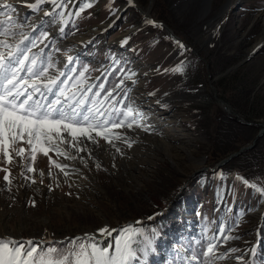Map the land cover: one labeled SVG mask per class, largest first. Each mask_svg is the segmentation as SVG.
Returning a JSON list of instances; mask_svg holds the SVG:
<instances>
[{"label": "rangeland", "instance_id": "obj_1", "mask_svg": "<svg viewBox=\"0 0 264 264\" xmlns=\"http://www.w3.org/2000/svg\"><path fill=\"white\" fill-rule=\"evenodd\" d=\"M33 1L0 0V5H12L11 9L0 7V21H5L0 31L8 27L15 33L8 37L11 43L24 35L29 37L24 46L31 47L30 41H34L37 46L31 52L44 61L39 66L54 65L46 77L64 73L60 82L69 83L58 82L54 92L61 86L78 90V98H89V107L94 101L100 107L103 101L102 110H110L117 123L124 118H118V111L125 110L128 98L133 108L143 97L154 102L138 115L134 108L136 123L128 128L129 118L123 127L112 129L121 138L113 136L111 143L95 132L92 136L96 142L86 137L73 140L61 131L63 142L55 141L59 152L45 144L48 155L37 152L33 161L30 145L22 141L15 147H23L25 152L22 157L13 152L12 163L0 153V169L8 168L12 180L7 184L2 178L5 173L0 171V236L48 239L33 242L41 249L58 248L56 241H66L68 249L73 239L88 233L93 235V242L106 246L114 243L119 229L133 225L140 232L133 245L137 254L129 264H149L148 256L152 264H206L210 258L203 253L216 233L217 238H223L216 245V254L227 255L213 264H253L251 251L242 246L253 244L257 213H264V207L259 206L264 194L250 186L243 189L235 176L239 174L260 188H264V177L257 179L253 173L260 177L262 171L252 173L248 169L253 157L241 156L231 163L226 156L236 150L223 148L218 133L219 124H227L223 115L235 122L250 123L255 132L260 129L259 123L264 124V47L243 61L264 39V0H132L141 11L169 27L191 50L175 44L162 25L146 24L135 8H128L116 24L108 26L116 14L108 12L109 16L105 11L104 17L97 19L88 12L76 15L78 10L61 8L63 19L74 13L80 20L81 25L76 27L58 25L59 12L45 16L44 12H52L51 3L42 5L40 11L28 8L26 5ZM116 1L119 8L125 4V0ZM236 1L239 4L227 14L224 24L212 30V18ZM89 17L94 18L93 23L86 22ZM41 32H47L48 37H42ZM117 59L118 63L114 62ZM178 66L182 71H173ZM80 72H85L82 83L77 79ZM103 72L93 94L97 76ZM106 84L109 86L104 89ZM98 91L101 94L97 95ZM257 139L262 140L264 150V134H257ZM231 143L237 150L251 144L243 138ZM52 161L66 165L64 171ZM222 161L214 171L205 169ZM28 167L35 170L30 172ZM217 205L221 214L213 215ZM198 212L203 232L197 228ZM236 217L234 222L232 218ZM224 223L228 226L225 231ZM105 225L118 231L97 238L102 235L97 229ZM197 230L205 235L203 239H198ZM66 236L71 237L64 239ZM198 240L205 242L202 259L197 254ZM148 241L151 244L145 256L141 249ZM193 256L197 259H191ZM170 258L171 263L167 261ZM257 262L262 264L260 258Z\"/></svg>", "mask_w": 264, "mask_h": 264}, {"label": "snow or ice", "instance_id": "obj_2", "mask_svg": "<svg viewBox=\"0 0 264 264\" xmlns=\"http://www.w3.org/2000/svg\"><path fill=\"white\" fill-rule=\"evenodd\" d=\"M46 3L53 5V11L56 8L67 7L64 0H34L26 6L34 11H40L42 5ZM129 3H132V0H129ZM91 6L90 3H82L76 15ZM0 7L11 9L12 5L5 2ZM52 14L53 12H44L45 16ZM60 15L63 16V12ZM11 19L8 17L7 21L11 22ZM145 22L154 25L156 23L152 20ZM4 24L5 21H0V26ZM15 26L22 27V25ZM14 35L15 33L8 27H4L0 31V37H3L0 39V153L9 164L12 163L13 152L16 156H23L25 149L15 147L22 141L30 145V155L34 161L37 152H42L45 156L48 155L49 148L45 147V144L53 145L54 150L60 151L59 145L55 141L63 142V138L60 136L61 131L67 132L73 140L78 137H86L96 142L95 137L92 136V133L95 132L96 136H102L111 143V137L121 138L118 133H113L112 129L123 127L129 118L132 120L131 123H127L128 128L136 123L135 115L139 113L134 115L131 105L121 113L124 118L117 123L110 110H102L103 101L100 102V107L96 106L95 101L89 107L86 98H78L81 97L78 90L71 91L61 86L58 91L54 92L58 82L65 85L69 83L68 80L60 82V76H63L64 73H60L55 78L46 77L49 67L54 65L48 64L40 67L39 65H43L44 61L39 54L31 52V49L37 46L36 43L30 41L31 47L24 46L25 41H29V37L26 35L15 43H11L8 37ZM41 36L47 38L48 33L41 32ZM126 42L125 40L124 43ZM177 45L181 48L184 47L179 42ZM40 52L42 53L43 49ZM68 61H72L71 56L68 57ZM173 71H182V68L178 66ZM84 76L85 72H80L77 79L82 83ZM45 77L47 82H45ZM29 79H31V83H29ZM48 94L54 98L49 99ZM97 95L99 94L97 93ZM108 95L110 96L111 93ZM125 143L128 141L125 140ZM60 154L64 155L65 153L60 152ZM70 158L74 159L75 157ZM52 163L62 172L66 167V165L58 164L55 161ZM34 170L28 167V171ZM0 171L5 173L2 178L10 185L12 180L9 169L3 168ZM64 175L67 176L68 173L64 172ZM237 179L242 180L246 186L264 194V188L257 187L256 184L249 185V182L243 177H237ZM32 205L35 206V201H32ZM97 231L102 235L112 236L118 230L116 228L109 229L105 225ZM139 232L140 230L133 225H128L119 229V234L114 237V243H108L106 246L93 242V235L85 233L83 238L73 239L66 250L56 247L41 249L39 245L33 244L32 240L19 242L11 238L0 239V264H129V261L137 254L133 245ZM150 244L151 241H148V245L141 249L145 256L148 255ZM216 248L215 244H208L207 251L203 253L204 256L210 258L206 264H213L215 260L226 258L227 254L217 255ZM112 249L114 251H111ZM231 251L235 252L236 249H231ZM191 259L195 260L197 257L193 256ZM236 259L242 260L243 257H236Z\"/></svg>", "mask_w": 264, "mask_h": 264}, {"label": "trees", "instance_id": "obj_3", "mask_svg": "<svg viewBox=\"0 0 264 264\" xmlns=\"http://www.w3.org/2000/svg\"><path fill=\"white\" fill-rule=\"evenodd\" d=\"M108 86H109V84H106L104 89H107ZM125 104H126V102H125ZM121 111H123V110H121ZM227 117H229V116H224V115L221 116V118L225 122H227V124H225L224 122H221L219 124L220 128H219V133H218V135H219L218 139H220L219 140L220 145L224 146L223 148L229 147V148H227V150H233L234 149L237 151V147L235 149L236 145H233L231 143V141L233 142V141H236L240 138H243L244 140L249 141V143L250 142L252 143L254 138H255V135L257 133V132H255V129L253 127H251L250 124L248 125L247 123L245 124L244 122H241V123L235 122V121L229 120ZM225 125H227V126L225 127ZM256 130H257V128H256ZM262 145H263L262 141L257 140L254 143L253 147H251L249 150H246V154L236 156L232 160L234 161V159H238V157H241V156H243L244 158H248L247 156H249V158L253 157V160L251 163H256V162H260V161L264 162V150H263ZM220 148H222V147H220ZM233 161L231 163H233ZM54 244H57V247L59 249H65V250L67 249L66 241L55 242Z\"/></svg>", "mask_w": 264, "mask_h": 264}, {"label": "water", "instance_id": "obj_4", "mask_svg": "<svg viewBox=\"0 0 264 264\" xmlns=\"http://www.w3.org/2000/svg\"><path fill=\"white\" fill-rule=\"evenodd\" d=\"M239 4V2L238 1H236L235 3H233L232 5H230L227 9H225V11H223V12H221L220 11V13L219 14H217L214 18H212V20H211V29L212 30H214V29H218V27L219 26H221L222 24H224V22L226 21V19H227V14H229L230 12H231V10L235 7V6H237ZM128 8H135L136 10H138L142 15H143V17H144V19H145V21L146 20H152V21H155L154 19H152V17H151V15H150V13H147V12H143V11H141V9L140 8H138L136 5L134 6L132 3H129V0H125V4L122 6V8H120V10H119V12L117 13V15H116V18H115V20L112 22V24H116L117 23V21H118V19L119 18H121L122 17V15L124 14V12L128 9ZM156 23H155V25L154 24H150V23H146V24H150V25H152V26H156V25H158L159 23H158V21H155ZM213 26V27H212ZM129 32H131V30H129ZM129 32H127V33H129ZM97 33H99V32H97ZM175 34V33H174ZM167 35L175 42V44H177V42H179L180 44H182L184 47L182 48V49H185V48H187V50H191L189 47H188V45L180 38V37H178V36H176V35H173V36H170L168 33H167ZM261 47H264V39L263 40H261V42L247 55V57L246 58H244V60L243 61H246V60H248V59H250L251 57H253L255 54H256V52L261 48ZM181 48V47H180ZM194 54H196V55H198L197 53H195V52H193ZM242 63V61H240L239 63H237L236 65H234V66H232L228 71H230V70H232L234 67H236V66H238V65H240ZM213 88V90H214V96H215V100H217L218 102H219V100L217 99V92H216V89L214 88V87H212ZM220 99V98H219ZM221 101H223V100H221ZM217 102V103H218ZM226 104V103H225ZM226 106H227V108L229 107V105L228 104H226ZM231 112L232 113H234V115H236L235 114V112L234 111H232L231 110ZM262 125V127H261V129L259 130V132H258V134H262L263 132H264V124L262 123L261 124ZM241 151V150H240ZM239 151V152H240ZM238 153V152H237ZM237 153H233V154H230L229 156H228V158H231L232 156H234L235 154H237ZM221 164V163H220ZM205 169H208L209 171H213V170H215L216 168L215 167H213V168H205ZM136 222H138V221H133V223H136ZM11 236H13V234H9V235H2V236H0V239H6V238H13V237H11ZM69 237H71V236H66V237H64V239H68ZM24 238H25V236H22L21 238H18L17 239V241H19V242H25V240H27V238H25V240H24ZM31 238V240L34 242V241H36V240H39V241H41V242H46V241H48V240H41V239H37V238H34V237H30Z\"/></svg>", "mask_w": 264, "mask_h": 264}, {"label": "crops", "instance_id": "obj_5", "mask_svg": "<svg viewBox=\"0 0 264 264\" xmlns=\"http://www.w3.org/2000/svg\"><path fill=\"white\" fill-rule=\"evenodd\" d=\"M65 3L67 4V7H65L63 9H66L68 11L70 8H72L73 10H78L81 7L82 3H90L92 6L89 8H85L82 11V13L85 16V15H87V12H88L89 14H93V16H95V18H97V19L98 18L102 19V17H104L102 12L107 11L106 13L109 12L111 15L112 14L115 15L118 12V10L120 9L116 0H66ZM95 7L98 8V11L96 10ZM115 7H118V9L116 11L112 12V10L115 9ZM95 10L97 12H94ZM60 13L61 12H59V14H58L59 17L57 18L58 24L64 26L63 24L69 23L70 26H76V27H79V25H81L80 20L75 19L74 13H71L70 16L66 17L65 19H63V17L60 15ZM110 14H109V16H110ZM108 17H107V19H108ZM93 21H94V18L89 17L86 22L87 23H93ZM78 23H80V24H78ZM237 177H242V176L237 174L235 176V178H237ZM244 180H247V178H244ZM239 181H240L241 187L243 189H245V187H244L245 184L242 182V180L239 179ZM247 181L249 182V185H250L251 184L250 181L249 180H247Z\"/></svg>", "mask_w": 264, "mask_h": 264}, {"label": "bare ground", "instance_id": "obj_6", "mask_svg": "<svg viewBox=\"0 0 264 264\" xmlns=\"http://www.w3.org/2000/svg\"><path fill=\"white\" fill-rule=\"evenodd\" d=\"M208 1L209 0H207V3H208ZM132 4H133V2H132ZM134 6H135V4H133ZM160 25H162L164 28H165V30L167 31V33L170 35V36H173V32L171 33V31L169 30V27H167L164 23H159ZM175 35V34H174ZM150 99V98H149ZM153 100V99H152ZM152 102H154V101H151V100H147V98L146 97H143V98H141V99H138V101H137V103H135L136 105H135V111H137V113H139L140 111H142V110H144V109H146V108H149V106L152 104ZM155 104L157 105V101H155ZM154 106V105H153ZM153 113H154V111H153ZM224 161H222L221 162V164L223 163ZM220 163L219 164H217L216 166H215V168L217 169L220 165H221ZM215 169V170H216ZM214 171V170H213ZM189 177H191V175L190 176H188V178ZM187 181V180H186ZM186 184V182H184V184L183 185H185ZM109 229H111V228H109ZM95 236H97V235H95ZM104 236L105 235H98L97 236V238L99 237V238H104ZM28 240H30V239H27L26 241H28ZM17 241V240H16ZM111 251H114V249H112Z\"/></svg>", "mask_w": 264, "mask_h": 264}, {"label": "built area", "instance_id": "obj_7", "mask_svg": "<svg viewBox=\"0 0 264 264\" xmlns=\"http://www.w3.org/2000/svg\"><path fill=\"white\" fill-rule=\"evenodd\" d=\"M250 170L253 171H262V175L264 174V167H263V162H256L254 163Z\"/></svg>", "mask_w": 264, "mask_h": 264}]
</instances>
